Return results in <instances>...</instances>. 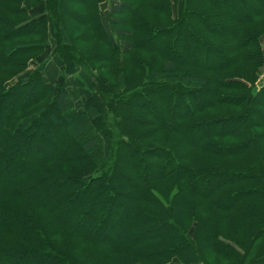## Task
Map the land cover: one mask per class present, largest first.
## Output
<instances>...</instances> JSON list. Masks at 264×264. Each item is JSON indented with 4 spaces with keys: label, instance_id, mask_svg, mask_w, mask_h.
<instances>
[{
    "label": "trees",
    "instance_id": "1",
    "mask_svg": "<svg viewBox=\"0 0 264 264\" xmlns=\"http://www.w3.org/2000/svg\"><path fill=\"white\" fill-rule=\"evenodd\" d=\"M103 1L0 0V264H264V0Z\"/></svg>",
    "mask_w": 264,
    "mask_h": 264
},
{
    "label": "rangeland",
    "instance_id": "2",
    "mask_svg": "<svg viewBox=\"0 0 264 264\" xmlns=\"http://www.w3.org/2000/svg\"><path fill=\"white\" fill-rule=\"evenodd\" d=\"M225 6H223V8H224ZM235 6L234 5H232L231 7H229L230 9L232 8H234ZM263 64H264V55H263V60H262V63H261V66H260V71H259V75H258V78H257V80L255 81V87L256 88H259V87H261L262 85H263V83H264V77L262 76V72H263ZM29 69V68H28Z\"/></svg>",
    "mask_w": 264,
    "mask_h": 264
},
{
    "label": "crops",
    "instance_id": "3",
    "mask_svg": "<svg viewBox=\"0 0 264 264\" xmlns=\"http://www.w3.org/2000/svg\"><path fill=\"white\" fill-rule=\"evenodd\" d=\"M113 2V0H104L101 5H100V9L102 12H106L107 8L109 7V5ZM55 70L52 69L51 72H54ZM169 264H181L179 261L174 260L172 262H170Z\"/></svg>",
    "mask_w": 264,
    "mask_h": 264
},
{
    "label": "built area",
    "instance_id": "4",
    "mask_svg": "<svg viewBox=\"0 0 264 264\" xmlns=\"http://www.w3.org/2000/svg\"><path fill=\"white\" fill-rule=\"evenodd\" d=\"M262 76L264 77V64H263V72H262Z\"/></svg>",
    "mask_w": 264,
    "mask_h": 264
}]
</instances>
